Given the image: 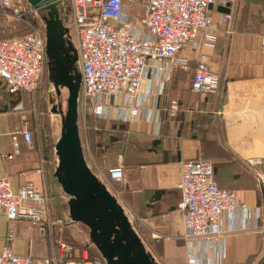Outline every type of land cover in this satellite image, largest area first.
<instances>
[{"label":"crops","instance_id":"0c3cea01","mask_svg":"<svg viewBox=\"0 0 264 264\" xmlns=\"http://www.w3.org/2000/svg\"><path fill=\"white\" fill-rule=\"evenodd\" d=\"M146 1L129 4L121 0L127 17L136 22L142 18ZM209 14L213 25L179 54L187 61V70L175 67L162 94L145 97L146 108L139 120L95 119V141L89 146L95 158H84L95 174H106L122 164L123 182L117 187L130 209L125 215L131 233L147 257L161 264H189L178 190L181 163L208 161L216 186L231 191L249 213L237 211L232 223H223V235L197 241L195 260L200 264H264V166L248 164L252 160L264 164V0H232L230 9L211 5ZM225 14H230V20L224 19ZM199 61L219 77L213 94L193 89ZM64 73L61 68L60 74ZM147 89L145 81L139 100ZM38 91L10 94L0 80V179H8L14 192L32 184L45 194L48 210L42 225L10 222L0 213V253L9 246L14 254L31 257L32 264H43L44 259L58 256L60 242L70 241L80 251L75 250L71 262L57 264H88L89 251L94 260H103L90 229L70 220V198L57 181V165L32 127ZM172 102L178 104L174 115L169 114ZM148 112L153 113L151 120L145 118ZM26 126L32 131L31 144L17 134ZM14 148L18 154L7 159Z\"/></svg>","mask_w":264,"mask_h":264},{"label":"built area","instance_id":"2783aa9c","mask_svg":"<svg viewBox=\"0 0 264 264\" xmlns=\"http://www.w3.org/2000/svg\"><path fill=\"white\" fill-rule=\"evenodd\" d=\"M134 2L128 0L129 4ZM231 2L147 0L142 18L136 22L127 17L121 0H57L55 3L66 5L70 13L76 40L80 77L78 110H82L84 117L91 116L98 121L125 123L139 120L146 108V98L162 94L173 69L178 66L187 70V61L180 59L179 54L194 45L199 35L213 25L209 7L218 4L230 9ZM38 10L25 0H0V11L14 20L33 17ZM230 18V14L224 15L225 20ZM44 53L43 40L36 33L0 41V80L8 93L31 94L38 89ZM157 72L160 73L158 79ZM145 81H148V89L139 100ZM219 84V77L199 61L193 89L199 94H213ZM152 108L156 109L155 102ZM177 109V102L170 103L169 114L174 115ZM145 118L151 120L153 113L148 112ZM17 134L26 144H31L32 131L28 126ZM17 154L18 150L14 148L7 159ZM248 164L264 166L261 160H252ZM94 175L119 204L117 186L123 182L122 164L119 162L106 174ZM178 190L184 241L190 252L189 264H200L193 254L197 241L209 236L220 237L224 234L225 221L232 223L237 211L245 215L249 211L237 202L231 191L216 186L213 166L208 161L182 162ZM46 202L45 194L32 184L22 185L14 192L8 179H0V213L8 221L42 225L48 217ZM59 249L58 256L44 259L43 264L68 263L75 258L76 252L70 245L60 242ZM87 262L106 264L104 260L87 259ZM0 264H32V259L14 254L7 246L0 253ZM208 264L227 263L211 261Z\"/></svg>","mask_w":264,"mask_h":264},{"label":"water","instance_id":"95a60500","mask_svg":"<svg viewBox=\"0 0 264 264\" xmlns=\"http://www.w3.org/2000/svg\"><path fill=\"white\" fill-rule=\"evenodd\" d=\"M25 1L39 9L52 6L57 0ZM55 83L70 91L64 130L55 145L59 167L56 177L62 191L70 198V220L90 229L94 246L106 264H148L145 249L131 233L127 216L85 161L77 125L80 86L71 85L60 73Z\"/></svg>","mask_w":264,"mask_h":264},{"label":"rangeland","instance_id":"374dc122","mask_svg":"<svg viewBox=\"0 0 264 264\" xmlns=\"http://www.w3.org/2000/svg\"><path fill=\"white\" fill-rule=\"evenodd\" d=\"M14 21L7 14L0 15V40L33 32L38 34L44 43L45 67L39 87L36 90V92L39 91L34 100L31 122L32 127L38 130L42 144L47 147L48 151L50 150L51 159L56 163L58 172V156L55 151V145L64 130L67 100L70 96V91L66 87L57 86L55 77L58 73H61V68H63L65 72L62 74L63 79L73 86H80L77 66L78 56L69 11L66 5L56 3L38 11L33 17H28V24ZM78 100H80V97H78ZM83 115L82 110L79 108L77 125L80 141L83 144L85 158L91 161L92 158H95V151L93 154L92 149L90 150L89 147L95 141L92 139V133L94 134L95 132L93 121L95 119L91 116H86L91 119L89 121L93 122L91 123L92 125L90 124L89 127H86L82 123ZM117 190L120 192L119 208L124 215L129 214L130 209L124 199L123 191L118 188ZM67 244L74 250L80 251L72 242L68 241ZM94 257L91 252L89 260H94ZM148 260V264H161L160 262L152 261L150 255Z\"/></svg>","mask_w":264,"mask_h":264},{"label":"trees","instance_id":"16d2710c","mask_svg":"<svg viewBox=\"0 0 264 264\" xmlns=\"http://www.w3.org/2000/svg\"><path fill=\"white\" fill-rule=\"evenodd\" d=\"M4 14H6L5 12H3V11H0V15H4ZM14 22H16V23H24V24H28V17H24V18H22L21 20H15ZM28 34H33V32H30V33H27V34H24V35H16V36H12V37H10V38H7V39H11V38H13V37H18V36H25V35H28ZM2 40H6V39H1L0 41H2ZM88 117H86L85 118V122H86V127H89L90 126V124L91 123H93V122H91V121H89V120H91V119H87ZM93 119V118H92ZM94 121V124H95V120H93ZM92 125V124H91ZM89 253V257H90V251L88 252Z\"/></svg>","mask_w":264,"mask_h":264}]
</instances>
